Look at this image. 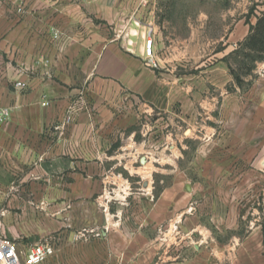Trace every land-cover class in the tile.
<instances>
[{
    "label": "crops",
    "instance_id": "0c3cea01",
    "mask_svg": "<svg viewBox=\"0 0 264 264\" xmlns=\"http://www.w3.org/2000/svg\"><path fill=\"white\" fill-rule=\"evenodd\" d=\"M24 1L0 0V237L50 244L43 264H264V63L240 96L221 61L249 25L192 66L170 0Z\"/></svg>",
    "mask_w": 264,
    "mask_h": 264
},
{
    "label": "rangeland",
    "instance_id": "374dc122",
    "mask_svg": "<svg viewBox=\"0 0 264 264\" xmlns=\"http://www.w3.org/2000/svg\"><path fill=\"white\" fill-rule=\"evenodd\" d=\"M175 6V14L182 18V21L174 22L172 24L171 33L174 35V39L178 37L190 38L189 50L191 55V65L199 59H203L210 55L214 51L224 50L223 44L227 37L234 31L236 26L246 25V16L249 13L250 7L254 3H261L264 0H170ZM264 7L260 6L259 10H263ZM259 14V12H256ZM178 17V18H179ZM251 21H256V17L253 15ZM213 62V60H212ZM264 63V62H261ZM254 73L253 77H248L246 81H251L250 84L239 89V95L243 96L252 91L254 87H258V79L260 74L264 75V70L260 74ZM226 90H230L227 88ZM234 90V88H233ZM207 93L209 96L219 95L221 93L218 87L208 86ZM207 125L214 126V120H207ZM175 127L176 136V157L181 158L179 163L180 169H190L189 165L193 159L196 158L197 149L200 144L199 136V117L194 124L195 130L191 132V128L182 123ZM185 133V136L183 133ZM184 148V150H183ZM166 156H164L165 158ZM171 167L156 166L154 170H157L158 176L165 177L166 171ZM164 174V175H163ZM155 182L161 187L162 184ZM166 182V181H165Z\"/></svg>",
    "mask_w": 264,
    "mask_h": 264
},
{
    "label": "built area",
    "instance_id": "2783aa9c",
    "mask_svg": "<svg viewBox=\"0 0 264 264\" xmlns=\"http://www.w3.org/2000/svg\"><path fill=\"white\" fill-rule=\"evenodd\" d=\"M150 0H143L142 4H147ZM14 10L22 15L25 11L24 0H14ZM138 26V24H136ZM144 53L143 62L151 69L159 68L154 53V38L152 29L146 30L143 36ZM17 88H24L22 83L16 84ZM11 109L0 106V130L10 120ZM72 118L66 119V124H71ZM55 254L54 248L48 243H40L29 246L27 249L22 248L21 243L17 240L0 237V264H43L48 258Z\"/></svg>",
    "mask_w": 264,
    "mask_h": 264
},
{
    "label": "trees",
    "instance_id": "16d2710c",
    "mask_svg": "<svg viewBox=\"0 0 264 264\" xmlns=\"http://www.w3.org/2000/svg\"><path fill=\"white\" fill-rule=\"evenodd\" d=\"M260 6L264 7V2L254 3L246 16L245 23L250 28L247 38L221 60L227 64L233 80L228 86L229 91H234L235 87L242 89L250 84L251 81L247 82L246 79L253 77L257 65L264 62V9L259 10ZM253 15L256 17L254 24L251 23Z\"/></svg>",
    "mask_w": 264,
    "mask_h": 264
},
{
    "label": "water",
    "instance_id": "95a60500",
    "mask_svg": "<svg viewBox=\"0 0 264 264\" xmlns=\"http://www.w3.org/2000/svg\"><path fill=\"white\" fill-rule=\"evenodd\" d=\"M145 161V158L143 157L142 159H141V162L143 163Z\"/></svg>",
    "mask_w": 264,
    "mask_h": 264
}]
</instances>
